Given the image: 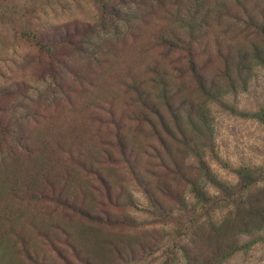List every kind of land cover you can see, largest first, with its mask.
Returning a JSON list of instances; mask_svg holds the SVG:
<instances>
[{
	"label": "rangeland",
	"instance_id": "1",
	"mask_svg": "<svg viewBox=\"0 0 264 264\" xmlns=\"http://www.w3.org/2000/svg\"><path fill=\"white\" fill-rule=\"evenodd\" d=\"M17 1L24 39L0 22V264H264V228L253 230L264 216V181L245 196L254 216L244 202L193 216L180 206L196 205L190 175L218 194L197 169L195 148L232 190L234 169L264 166V122L253 115L264 111V59H252L232 84L218 79L224 87L214 99L174 73L168 98L151 71L161 52L155 38L177 26L176 9L197 0H106L105 11L93 0ZM198 1L228 8L207 22V74L223 67L218 50L230 51V64L241 47L264 56V35L239 20L245 13L234 0ZM246 4L255 18L264 15V0ZM63 23L70 33L89 23L98 45L57 52L51 76L32 34ZM136 81L148 107L128 85ZM113 121L123 126V153ZM156 201L171 216L159 215ZM184 233L190 259L178 249ZM235 241L240 248L223 262L211 255Z\"/></svg>",
	"mask_w": 264,
	"mask_h": 264
},
{
	"label": "trees",
	"instance_id": "2",
	"mask_svg": "<svg viewBox=\"0 0 264 264\" xmlns=\"http://www.w3.org/2000/svg\"><path fill=\"white\" fill-rule=\"evenodd\" d=\"M16 1L17 0H0V22L18 27L16 33L20 38L24 39V5L19 4V1ZM93 1L97 3L100 8H105L106 0ZM234 1L243 9V12L245 13V15L239 16V20L242 21L246 28H250L255 33L264 35V15L261 18H255L251 8H249V6L246 4V0ZM176 5L178 4L176 3ZM227 9V6L223 2L206 5V7H204L197 0L196 3L188 6L187 9L186 7L181 10L176 9L174 13V19L177 22L176 27H171L168 31L160 32L156 35L155 39L157 41V46L161 48L159 55L160 60L158 59L154 63L155 65H152L151 71L154 73L153 80L157 78V83L160 85L163 84L161 87L163 86L164 95L166 94L168 98L169 96H172V94L169 95L167 93V90L172 89L170 88L171 85L169 84V80H171L170 77L174 75V73H177L176 76H185L186 78L189 77V79L192 80L195 87L200 90L201 93L210 99H214L222 93V90L220 89L222 85L220 86L218 79L225 78L232 84V79L235 78V76H239L243 71L252 68V59H259L260 62H263L264 56L256 47H254L249 52L243 47L236 49V57L238 59L237 62H232L231 64L229 63L231 56L230 51L223 53L222 51L218 50L217 54L224 59L223 67L216 69L215 74L212 75H209L205 72L207 63L206 61L204 62V60L200 61V58L204 52H206L207 55L209 54L205 48L207 47L206 42L203 43L206 38L205 29L207 27V22L213 16L220 17L222 16V13L227 14ZM182 10L186 11L181 12ZM103 11L105 10L103 9ZM61 27L64 29V31H59V28ZM78 27H81L82 29L79 28L80 30H78ZM69 28L70 27L68 24L63 23L61 26L53 27L52 32L50 30H36L32 34V38L35 40V46L37 47L39 53L49 58L46 65L48 71L51 73V76H55V74H53L54 69L52 66L54 60L57 58L55 57L57 52L66 48L67 46H70L77 51L86 52L87 50L96 48L98 45V41L96 40L99 38L100 34L89 23L86 25L81 24V26L76 24L75 27H73V31L71 33L69 32ZM167 56H170V59L173 58L169 61L168 65L162 63L163 59H165ZM209 57L210 54L207 58ZM139 83L141 82L136 81V84L130 82L128 85L132 91H135L139 101L144 103V106L148 107L149 103H145L148 101V92L146 93L144 90H141ZM166 106L171 108L169 102L166 103ZM231 110L232 112H237L235 109L231 108ZM253 115L264 122L263 110L255 112ZM172 116L177 124L174 111L172 112ZM200 117L207 125L206 114L202 113ZM113 123L116 126V144H118L117 146L121 148V152L123 153V138L125 137L123 131L121 132V129L123 130V126L121 127L118 123H116V121H113ZM208 129L209 127L206 126V133L211 135ZM209 146L210 149L213 150V144H209ZM21 147L24 148V145L21 144ZM194 155L198 162L197 169L206 177V179L210 180L216 186L218 189V194L216 196H211L204 189V187L200 185L197 180H195L194 177L191 175L186 177V182L188 183L190 190L195 197L196 205L188 206V202L181 201L180 206L185 214L187 213L189 216H193L196 214V211L199 210L200 214L203 213V215H207L213 209H220L229 205H237L242 202L247 205V213L250 212V214H252L251 216L257 214V212L252 210L253 207L250 204L251 201L247 200L245 196L251 191L255 184L264 181V166L254 168L242 166L234 169V172L238 177V183L237 186H235L237 188L232 190L234 187L224 183L223 181H220L216 178V176L213 175L197 148L194 149ZM37 164L38 167H42L41 159H39ZM38 194L40 196L42 195L41 189L38 191ZM153 208L159 215L171 216L170 211L164 210L163 206L157 201L154 203ZM198 219L199 218L196 217V219L193 220L189 227V232L191 231L192 225L195 222L197 223ZM255 222L258 224L253 226V230L264 228V216L259 217ZM184 235L185 237H183L179 241L180 243H178V249L180 250L181 255L186 257V259H190L189 255H196V253L193 252L191 248L187 247L189 242L186 240V233H184ZM182 240L185 241L183 242ZM254 242L255 240L247 243L246 247L250 246ZM237 245L238 243L235 241L233 244L228 246L225 245L223 248L218 247L211 252V255H217L219 261L223 262L228 255H232L240 248V246ZM115 255H117V257L120 259H124V252L122 250H119V252L117 251Z\"/></svg>",
	"mask_w": 264,
	"mask_h": 264
}]
</instances>
